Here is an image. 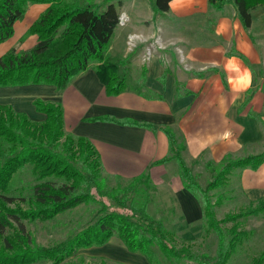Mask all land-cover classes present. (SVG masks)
<instances>
[{
  "label": "trees",
  "instance_id": "16d2710c",
  "mask_svg": "<svg viewBox=\"0 0 264 264\" xmlns=\"http://www.w3.org/2000/svg\"><path fill=\"white\" fill-rule=\"evenodd\" d=\"M171 1L154 0L155 12L167 11ZM209 2L217 8L225 3L222 0ZM29 3L48 6L27 29L29 35L36 36L35 44L22 51L11 48L0 56V88L51 85L62 90L90 66L94 67L107 95H117L127 88L119 64L106 53L118 25L121 0H104L102 4H82L80 0H0V44L14 34V24L23 18ZM231 3L244 28L248 29L251 12L263 5L264 0H231ZM32 104L42 119L33 120L10 104L0 103V264H60L79 250L102 246L114 236L129 252L142 254L149 264H160L157 253L178 264H227L247 237L240 220L249 216L264 218L262 196L219 219L216 207L225 198L217 194L213 200L211 193L229 183L233 170H256L264 162V151L228 158L201 186L182 158V145L167 131L171 155L159 163L176 161L184 189L200 201L204 234L214 233L217 237L213 261L205 253L192 251L189 243L181 241L178 246L175 231L165 228L147 211L154 190L147 175L132 180L134 189L145 181L140 202L132 201L129 212L109 210L108 205L103 204L104 199L123 208L127 200L105 189L100 154L94 144L85 136L64 132L60 104L41 98H35ZM99 119L115 121L108 117ZM26 164L30 165L35 182L31 195L27 199L19 197V202L10 195L11 183ZM206 166L213 170L210 162ZM89 203L100 205L99 216L54 244H36L26 228L25 222L48 221ZM226 223L231 225L225 231L222 225ZM99 260L100 264H107L105 258ZM263 263L264 250L251 264ZM75 264L84 263L80 259Z\"/></svg>",
  "mask_w": 264,
  "mask_h": 264
},
{
  "label": "crops",
  "instance_id": "0c3cea01",
  "mask_svg": "<svg viewBox=\"0 0 264 264\" xmlns=\"http://www.w3.org/2000/svg\"><path fill=\"white\" fill-rule=\"evenodd\" d=\"M80 1L102 4L104 0ZM121 1L119 11L130 20L116 26L106 53L120 55L127 88L107 95L90 66L62 90L31 85L27 92L31 96L25 98L37 94L60 104L64 132L89 138L100 154L102 169L128 180L145 174L150 181L168 168H178L174 160L159 163L171 155L167 131L182 145L187 166L194 160L221 163L228 156L235 159L263 152V106L258 103L259 89L252 86L253 68L260 67L262 55L250 29L264 24V4L251 12L246 29L242 22L234 26L228 16L220 14L189 21L196 12L178 11L176 0L167 11L157 13L154 0ZM47 6L29 3L25 14L30 11L34 21ZM130 32L148 38L160 35L167 46L182 49L184 62L171 55L163 62L155 50L149 59L142 58L139 48L128 52L125 37ZM245 73L250 74L247 85L240 82ZM231 184L239 186L248 203L264 196V162L256 170H233Z\"/></svg>",
  "mask_w": 264,
  "mask_h": 264
},
{
  "label": "rangeland",
  "instance_id": "374dc122",
  "mask_svg": "<svg viewBox=\"0 0 264 264\" xmlns=\"http://www.w3.org/2000/svg\"><path fill=\"white\" fill-rule=\"evenodd\" d=\"M222 2L225 3L220 8L215 7L209 0H176L174 5L178 11L188 10L190 12H196V15L192 16V18H188L189 21H193L194 23H196L195 21H197V18H201L205 15L206 17L209 15L217 17V15L220 14L219 16H228L230 22H232L234 26L238 25L241 19L238 15L235 16V8L231 0H222ZM220 3L219 1V4ZM121 12L122 11H120V13ZM33 19L34 16L32 13L27 11L21 20L15 22L13 36L0 44V56L11 48L22 51L35 44L36 39L26 32V27L29 23L33 22ZM129 20L127 22H129ZM210 21L211 19L209 22ZM263 25L256 24L251 27L250 33L253 35L255 43L260 47L258 49L260 55H262V62L259 65L260 67L257 68L258 70L254 69L256 66L253 68L252 86L259 89L258 93L261 97L258 103L262 102L263 106L260 116L264 119V51H262L264 46H259L262 44L264 45ZM129 34H138L140 36L136 46L132 49H129L126 44ZM142 35L136 32L128 33L125 37V49L128 52H135V50L139 48L137 51H142L141 55L144 59V50L146 46L152 43L154 38L158 37L160 48H156L155 53L159 55L163 62L165 58H167L166 55L178 56L179 61L181 63L184 62L181 48L169 47L171 44L167 46L168 44H166V41H164L160 35H155L154 37H152V35L149 38ZM111 56V58L119 64V72L123 74L124 70H122V64H120L119 61L120 55L112 54ZM32 88L31 85L0 88V103L10 104L14 110L27 113L33 120H40L42 119V115L36 114L32 104V101L40 96L36 94L31 98H25L31 96L27 94V92L32 90ZM230 157L231 156H228L221 163L211 162L213 170L207 168V162H204V159L203 161L199 160V163L194 160L189 163L188 166L191 168L199 184L204 186L213 177L214 171L219 169L224 161ZM231 158L234 159V157ZM101 178L104 182L105 189L111 190L115 194L117 193L119 197L127 200L125 204L126 207L123 208L117 206L114 201L104 199L103 204L108 205L109 210L129 212L132 205L131 202H140L141 199H143L142 197H144L145 181L143 180L141 183L143 185L137 186L138 188L136 187V189H134V181L109 175L102 167ZM150 181L151 184L155 185V188H153L154 190L151 192V199L147 205L148 213H150L156 221L162 223L165 228L175 231L178 246H180L181 241L189 243L192 251L197 254L205 253L208 255L209 260L213 261L217 237L214 233L204 234L200 201L180 185L181 179L179 177L178 168H168L165 174L161 176L158 175L157 177L154 176ZM34 182V178L31 174V167L29 164H26L15 174L11 183L10 195L15 197L16 201L19 202V197L27 199L32 193V185ZM129 188H132V190L125 193ZM211 193L213 194V200L217 194H221L225 198L223 203L216 207V216L219 219L226 213L238 211L249 204L238 185L234 187L232 184H227ZM21 205L26 207L24 202H21ZM100 213L101 207L97 203H89L87 205L81 204L48 221H36L34 223L25 222V225L32 234L36 244L50 245L64 240L88 223L93 222ZM230 225V223H226L222 226L226 231ZM240 225L241 229L247 232V237L243 239V242L227 264H251L252 259L257 257L261 251L264 250V218L260 216H249L241 219ZM157 256L160 264H178L166 260L160 253H157ZM100 257L105 258L107 264H149L142 254L129 252L116 236L112 237L109 242L102 246L81 249L60 264H75L78 263L80 259L84 264H100ZM38 264L47 263L41 262Z\"/></svg>",
  "mask_w": 264,
  "mask_h": 264
},
{
  "label": "built area",
  "instance_id": "2783aa9c",
  "mask_svg": "<svg viewBox=\"0 0 264 264\" xmlns=\"http://www.w3.org/2000/svg\"><path fill=\"white\" fill-rule=\"evenodd\" d=\"M128 20H129V17L127 16V14L124 12H121L118 17V25L120 26L125 25ZM139 39H140V36L138 34H129L126 40V44L128 48L129 49L134 48ZM156 48H160L159 38H154L153 42L146 46L144 50V58L149 59L152 56Z\"/></svg>",
  "mask_w": 264,
  "mask_h": 264
},
{
  "label": "clouds",
  "instance_id": "9594fccd",
  "mask_svg": "<svg viewBox=\"0 0 264 264\" xmlns=\"http://www.w3.org/2000/svg\"><path fill=\"white\" fill-rule=\"evenodd\" d=\"M240 82L247 85L248 83H250V74L245 73L241 78H240Z\"/></svg>",
  "mask_w": 264,
  "mask_h": 264
}]
</instances>
